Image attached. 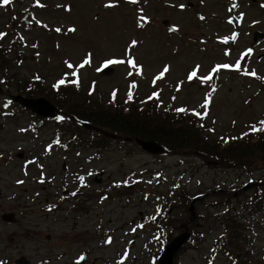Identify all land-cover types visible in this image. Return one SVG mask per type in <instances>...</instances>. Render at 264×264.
I'll list each match as a JSON object with an SVG mask.
<instances>
[{
  "label": "rangeland",
  "instance_id": "1",
  "mask_svg": "<svg viewBox=\"0 0 264 264\" xmlns=\"http://www.w3.org/2000/svg\"><path fill=\"white\" fill-rule=\"evenodd\" d=\"M131 2L13 0L5 10L0 0V32H8L7 37L0 35V43L4 48L10 43L14 53L18 44L14 36L27 43L25 48L19 46L25 57L21 66L10 73L0 71V264H15L19 257L29 264H78L82 254L86 255L83 264H157L160 238L153 237L157 227L146 221L154 215L156 201L143 187L160 190L165 208L169 207L165 198L169 204L177 201L171 185H181L179 189L191 195L207 190L208 197L195 209L203 216L207 210L216 211L207 206L215 199L212 190H238L239 202L264 188L255 185L262 175L260 166L249 176L242 168L218 167L204 156H151L121 141L110 143V149L101 151L103 159L85 166L82 158L91 153L88 150L60 151L51 145L50 153H44V145L55 135L62 143L68 139L56 132L59 126L54 123L45 122L40 131L23 133L34 118L7 103L6 95L27 97L22 92L35 76L41 81L35 84L41 97L49 100L50 85L63 73L71 74L78 84L69 85L70 92L76 93L69 95L77 104L91 98L92 108L108 109L117 96L127 102L122 106L131 100L147 106L155 93L163 108L194 117L208 142L224 144L254 125L262 130L264 38L254 42L253 35L264 33V0H236L234 11L232 0H140L139 9ZM27 10L30 21L41 27L23 28ZM137 11L141 12L138 17ZM232 15L238 19L236 26L230 21ZM164 21L175 31L164 27ZM234 32L237 39L228 45ZM226 64L230 67H223ZM104 67L113 68L109 76L100 74ZM192 68H198V73L189 79ZM90 91L93 94H87ZM4 106L10 110L1 109ZM87 171L93 172L91 186L77 188L72 173L86 175ZM52 176L51 183L47 179ZM251 177L254 183L243 191ZM103 194L109 197L99 202ZM57 204L53 213L47 211ZM6 213L15 215V224L1 221ZM186 213L174 226L161 221L168 227L162 228L163 239L168 232L175 236V226L176 233L180 231ZM243 234L248 242L242 244L244 255L251 264H264V212L246 222ZM218 235L216 230L203 241L187 243L173 261L229 264L222 252H211Z\"/></svg>",
  "mask_w": 264,
  "mask_h": 264
},
{
  "label": "trees",
  "instance_id": "2",
  "mask_svg": "<svg viewBox=\"0 0 264 264\" xmlns=\"http://www.w3.org/2000/svg\"><path fill=\"white\" fill-rule=\"evenodd\" d=\"M15 42L18 43L17 52L15 53L11 44L7 48L0 45V71L3 70L6 73L13 72L25 60L22 49L19 46L23 48L26 46V43L21 39H17ZM37 79L35 76L31 79L32 81L28 84L31 86L26 88L25 92H22L27 94L25 96L32 98H35V96L41 97L39 87L35 85L41 81ZM51 91L53 93L49 98L50 102L63 112L64 116L69 118V120L65 118L63 122L67 125V131L72 134L70 139L74 138L72 146H82L83 140L87 138L85 135L82 136V132L87 133V130L82 128V126H77L75 123L88 122L91 126L98 127L114 135L128 137L132 140L139 139L156 142L171 155H187L193 152L205 154L215 160L218 163V167L242 168L243 171L250 173L261 166L262 175L259 180L264 182V122L260 123L262 130H257V127L254 125L244 136L228 142L223 141L222 143L224 144H221V142L215 144L214 142H208L203 137L198 127H196L197 124L193 121L195 120L194 117H189L185 113H174L175 116L172 114H159L157 109H149L155 108L150 107L154 106V102L147 104L145 107L147 109L142 112L129 109L140 107L136 102L122 106V104H126L119 100H116L113 104L114 106H107L108 109L98 108V106L92 108V102L95 103L93 99L87 98L83 101V104H77V100L69 95L70 93H76L73 90L70 92L71 89L69 87H61L57 90L51 88ZM117 107L128 108L129 111L118 110ZM251 137H255V139ZM180 192L181 194L179 195L176 193L179 197L176 207L179 206V209H182L185 207V203L189 202V198L186 195L187 193ZM252 202L257 201L252 200L248 202L246 210L249 209ZM240 209L243 210L242 208ZM238 218L239 215L236 216L235 207L227 208L226 212L223 214L219 213L215 217V220L220 221L219 224L223 228L226 243L231 246L239 242L240 226L235 224ZM182 219L183 215L177 217V221H181ZM164 222L173 225L172 218ZM203 225L206 229L208 228L207 232L216 228V224H211L209 220L205 219H203ZM233 248L235 250L238 249L237 247ZM242 263H248L247 259L244 258ZM175 264L177 263L175 262ZM239 264L241 263L239 262Z\"/></svg>",
  "mask_w": 264,
  "mask_h": 264
},
{
  "label": "water",
  "instance_id": "3",
  "mask_svg": "<svg viewBox=\"0 0 264 264\" xmlns=\"http://www.w3.org/2000/svg\"><path fill=\"white\" fill-rule=\"evenodd\" d=\"M233 21L234 23H236L234 18ZM260 37H263V35L259 33H255L254 41H256ZM230 43H233V41H230ZM111 73H112L111 69H106L105 71L102 72L103 75H109ZM0 93H1V89H0ZM11 99L13 102L18 103L20 106L30 110L32 113H34L39 117H43V118L56 117V108L50 102H48L43 98L29 99V98H24L22 96H12ZM136 143L145 152L150 153L152 155H159L163 152L162 147L155 142L136 140ZM189 210L190 212L193 211V205H190ZM191 214L193 215V213ZM2 220L9 223H13L14 216L12 214H5L2 216ZM188 237L189 234L187 232H184L179 236L175 237L170 243H168L165 249L163 250V252L160 254L157 264H173V258L175 254L186 243ZM84 261H85V257L82 256L79 261V264H83ZM16 264H28V261L24 257H21L18 260H16Z\"/></svg>",
  "mask_w": 264,
  "mask_h": 264
},
{
  "label": "flooded vegetation",
  "instance_id": "4",
  "mask_svg": "<svg viewBox=\"0 0 264 264\" xmlns=\"http://www.w3.org/2000/svg\"><path fill=\"white\" fill-rule=\"evenodd\" d=\"M146 109H141V111H145ZM96 135H98L99 134V131H97V130H95V132H94ZM111 137V136H110ZM114 140H111V142H114V141H122V139H120L119 137L118 138H113ZM102 142H104V140L103 139H100ZM111 148V145H110V147H109V149ZM90 151H91V154H87L85 157H88V162L85 164V166H87V165H90V163H92V162H95V161H98V160H101V159H103L104 158V156L102 157V156H99L98 154H97V151L95 150V149H93V148H90L89 149ZM84 160V158H82V161ZM81 169H83L84 167L83 166H81L80 167ZM66 169V166L65 165H63L62 166V170L64 171ZM90 171H87V173H86V175L89 173ZM80 175H82V174H77L76 175V177H78V178H80L81 176ZM92 177L93 176H91V179H92ZM91 179H87L86 180V187H88V185H89V183L91 184L92 182H90L91 181ZM75 184H78V183H76V182H74ZM81 188H84V187H82V186H80ZM234 196H236V194H233ZM200 198V197H199ZM206 198V197H205ZM200 199H198V201H197V203L198 202H200L199 201ZM205 200V199H204ZM197 203H195V204H197ZM59 204H57V205H54V206H52V207H48L47 208V211H49V212H51V213H53V211L54 210H57L58 209V206ZM161 205H162V203H158V209L160 210V212L158 213V216L160 217V219L162 218V212H161ZM199 204H197L196 206H198ZM46 206V205H45ZM176 208V204H172V206H171V208L170 209H168V212H167V214L169 215V216H176L177 215V211L174 213V209ZM60 209H62L61 207H60ZM196 209V208H195ZM196 213V212H195ZM196 215H197V218H196V222L195 221H192V222H195V223H188L187 225H185V226H183V228L182 229H180L179 227H178V230H180L179 232H177L176 233V227L174 228L175 229V236H174V234H173V232L171 233V234H168L167 235V237L166 238H168L169 239V241H172V239L174 238V237H176L177 235H179V234H181V233H183L184 232V229L187 227V231H188V233H189V238H190V244L197 238V239H199V238H201V236L203 237V236H205L206 235V228H205V226L203 225V215H201L200 213H196ZM188 220H189V213H188V217H187V220H186V222H188ZM200 221V223H198L199 221ZM186 222H184V223H179V226H181V225H183V224H186ZM174 229H173V231H174Z\"/></svg>",
  "mask_w": 264,
  "mask_h": 264
},
{
  "label": "snow or ice",
  "instance_id": "5",
  "mask_svg": "<svg viewBox=\"0 0 264 264\" xmlns=\"http://www.w3.org/2000/svg\"><path fill=\"white\" fill-rule=\"evenodd\" d=\"M132 2H135V0H132ZM2 3L4 4V5H7V4H9L10 3V0H2ZM59 31V30H58ZM0 35H3V34H0ZM133 43H135V42H133ZM88 61H85V63H87ZM113 62H119V61H110L109 63H113ZM129 63H132L131 61H129ZM69 67H72V65L71 64H69L68 65ZM81 66H83V65H81ZM223 67H228V65H223ZM237 67H239V65H237ZM165 70H167V69H165ZM217 69H214L213 71H216ZM74 75H75V73H73ZM254 74V73H253ZM161 75H163V74H161ZM196 75V72L194 71V72H192L190 75H189V79H192L193 78V76H195ZM157 79H159V77H157ZM59 83H64V81L63 80H61ZM153 95H156L155 93L153 94ZM129 98H131V93L129 94ZM178 111H183V109H178Z\"/></svg>",
  "mask_w": 264,
  "mask_h": 264
}]
</instances>
